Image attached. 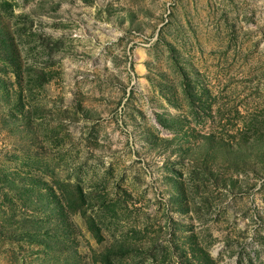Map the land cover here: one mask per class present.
Returning <instances> with one entry per match:
<instances>
[{
    "label": "rangeland",
    "instance_id": "374dc122",
    "mask_svg": "<svg viewBox=\"0 0 264 264\" xmlns=\"http://www.w3.org/2000/svg\"><path fill=\"white\" fill-rule=\"evenodd\" d=\"M0 264H264V0H0Z\"/></svg>",
    "mask_w": 264,
    "mask_h": 264
}]
</instances>
